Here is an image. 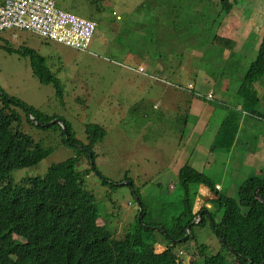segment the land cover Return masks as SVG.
<instances>
[{
  "label": "rangeland",
  "instance_id": "obj_1",
  "mask_svg": "<svg viewBox=\"0 0 264 264\" xmlns=\"http://www.w3.org/2000/svg\"><path fill=\"white\" fill-rule=\"evenodd\" d=\"M52 1L56 9L95 23L91 44L83 50L27 30L2 31L0 87L9 97L18 98L43 114L64 116L82 144L90 141L87 125L97 124L105 129L106 135L93 148L102 178L92 172L85 181L97 198L100 226L106 224L112 228L117 239L135 227L138 200L133 190L139 192L155 216V211L164 206L165 200L171 203L172 209L156 218L158 223L171 226L172 217L181 205L180 201L174 202L179 194L178 176L172 171V165L179 158L178 150L174 148L179 147L189 128L190 122H184L193 98L186 87L192 83V91L204 97L213 95V101L199 98L215 109L213 115L203 122L205 128L220 126L234 111L242 115L244 102L237 94L257 58L264 36V0L254 2L259 13L240 7L229 14H223L219 0H180L174 9L166 0H104L100 12H96L90 0ZM232 1L236 3V0ZM165 12L168 15H164ZM118 16L121 20L117 19ZM232 20L234 22L229 25ZM174 22L184 36L181 42L164 35L165 31L173 29ZM126 23L131 33L136 31L141 38L149 31L160 35L162 49L158 51L159 46L152 47L145 53V58L162 64L165 83L143 76L147 64L139 63L131 49L123 48V45L130 44L131 36L125 31L120 32ZM228 25L231 28L229 34L225 29ZM220 32L227 34L231 45L221 38L215 44L212 42ZM151 35L140 43L141 46L151 41ZM213 44H217L216 49ZM25 48H32L47 58V65L60 81L63 97L57 94L54 85H43L34 77L30 59L22 56ZM253 85L258 92L262 114L251 115L250 119L245 115L242 117L243 125L246 123L249 127L243 126L238 136L242 133L248 136L241 138L237 148L228 153L214 141L209 144L201 139L202 146L207 147L204 150L206 163L214 166L206 171V175L214 184L221 185L219 196L238 199L239 188L246 180L264 174V77ZM167 101L172 102L168 104ZM16 110L23 117L21 129L44 147H53L55 151L37 166L14 171L11 179L15 186H19L24 178L44 176L53 164L69 158H81L77 169L83 171L88 165L86 156L62 144V131L58 125L50 129L39 128L27 120L23 109ZM161 115H164L165 133L157 136L158 133H152V130ZM56 121L51 124H60ZM198 126V123L192 124L193 129ZM196 129L185 142L193 144ZM258 130L259 133L253 135ZM257 138L259 140L255 141ZM249 156L253 158L249 159ZM103 179L109 184H102ZM112 184L120 186L115 189L114 186L111 188ZM196 189L192 186V195ZM212 205L216 221H220L224 208L217 201H212ZM200 207H203L202 202L195 205L197 210ZM193 233L200 244H214L217 238L210 224L196 226ZM158 238L162 239L159 235ZM158 242L166 243L163 240ZM155 250L159 253L163 249L156 245ZM190 250L185 248L186 264H193L197 258V254L193 255L197 253L195 241ZM235 261L230 258V262Z\"/></svg>",
  "mask_w": 264,
  "mask_h": 264
},
{
  "label": "trees",
  "instance_id": "obj_2",
  "mask_svg": "<svg viewBox=\"0 0 264 264\" xmlns=\"http://www.w3.org/2000/svg\"><path fill=\"white\" fill-rule=\"evenodd\" d=\"M102 1L104 0H90L96 12H100L99 9L103 11L105 2ZM166 1L170 2L168 5L172 4L174 9L177 8L176 4L180 0H172L174 3L170 0ZM255 1L260 0H236V3L232 0H219L223 14H229L234 8L240 7L259 13V8L254 7ZM93 2L95 4H92ZM132 11L135 12L136 9ZM164 15L168 13L165 12ZM124 25L123 28V25L121 26L120 32L125 31L131 36L130 44L123 45V48L131 49V54L136 56L139 63L147 64L143 76L152 79L154 62L145 58V53L156 46H159L158 51L162 49L160 35L149 31L148 35L141 38L138 32L131 33L128 23ZM172 26L173 29L165 31L164 35L175 42L178 40L181 42L184 36L179 25L174 22ZM149 34H152L151 41L141 46L140 43L149 37ZM221 39L217 35L212 42L215 44ZM224 41L231 45L229 39ZM216 47L217 44L214 45V49ZM22 56L30 59L34 77L43 85H54L57 94L63 97L60 81L47 65V58L32 48H25ZM263 77L264 36L257 58L248 69L237 94L244 102L242 115L236 111L228 114L218 133L212 136L214 143L223 151L231 153L237 148L241 138L248 136L246 133L238 136L243 126L249 127L246 123L243 125L244 115L248 119L251 115L262 114L259 110L258 92L253 84L261 81ZM194 96H197V92H194L191 102L195 101ZM16 108L23 109L27 120L39 128L50 129L58 125L62 131L60 135L62 144L86 156L88 165L83 171L77 169L81 158H69L53 164L44 176L29 179L28 187L14 188L11 180L14 171L37 166L55 151L53 147H44L21 129L23 117L18 114ZM194 112L198 113L204 122L212 114L210 109L201 107L199 103H193L188 106L186 119L199 122L201 118L195 117ZM163 118L164 115H161L157 121L158 125L152 130V133H158L157 136L165 133ZM55 119H60L64 123L66 131L59 124L43 127ZM183 120L184 117L181 118V122ZM187 122L185 120L184 124ZM87 128L91 143L85 148H79L76 145L82 143L76 138L72 124L64 116L43 114L18 98L9 97L0 87V264H185L187 262L185 248L191 251L194 241L197 253L193 255L197 254V258L193 264H262L264 262V202L256 200L254 196L255 189L260 186V198L264 200V174L262 180L259 178L246 180L239 188L238 199L221 200L220 198L217 201L220 207L224 208L220 221H216L214 206L212 209L206 206L207 203L212 204L209 197L202 199V211L195 212L199 187L205 185L212 192L215 189L206 175V171L214 166L210 162L206 163L205 153L199 150V147L192 146L190 142L181 144L180 141L179 147L175 146L179 158L172 166L183 163L188 158L190 161L201 162L205 171L199 172L189 164L180 168L177 175L179 194L174 202L180 201L181 205L179 211L172 217L171 226L156 221L158 215L172 209L171 203L168 204L165 200L164 206L155 211L157 212L155 216L152 209L145 205L139 192L133 190L138 200L136 224L124 237L117 239L112 228L106 224L104 226L98 224L101 219L99 204L95 194L85 183L86 177L92 172L102 178L103 174L96 165L97 154L93 148L102 141L106 131L97 124H89ZM196 130V138L200 141L203 138L206 142L207 139L210 140L207 128L197 127ZM258 133L259 130L253 135ZM67 134L70 137L69 141ZM257 140L259 138L255 141ZM102 184L109 183L103 179ZM112 186L116 189L120 185L112 184L111 188ZM192 186L197 188L193 195ZM200 214L203 217L198 222L196 217ZM207 224H210L216 233L214 244H200L195 239L194 228L204 227ZM158 235L162 239L158 238ZM160 240L166 242L167 249L158 254L154 250V245ZM230 258H234L235 263L230 262Z\"/></svg>",
  "mask_w": 264,
  "mask_h": 264
},
{
  "label": "built area",
  "instance_id": "obj_3",
  "mask_svg": "<svg viewBox=\"0 0 264 264\" xmlns=\"http://www.w3.org/2000/svg\"><path fill=\"white\" fill-rule=\"evenodd\" d=\"M95 23L56 9L52 0H5L0 6V32L27 30L77 49L91 44Z\"/></svg>",
  "mask_w": 264,
  "mask_h": 264
},
{
  "label": "clouds",
  "instance_id": "obj_4",
  "mask_svg": "<svg viewBox=\"0 0 264 264\" xmlns=\"http://www.w3.org/2000/svg\"><path fill=\"white\" fill-rule=\"evenodd\" d=\"M5 0H3L2 1V3L0 4V6L3 4V2H4ZM91 21V20H90ZM172 25H173V23H172ZM264 34V33H263ZM145 68H146V65H144V70L142 71V72H144L145 71ZM142 70V69H141ZM163 72V68H162V64L160 63V62H157V63H155L154 62V65H153V72H152V78H157V79H159V80H161L163 83H165V79H164V77L162 76V73ZM193 88H194V85L192 84V83H190V84H188V86L186 87V89H188V90H190L191 92H192V95H194V92H197V91H192L193 90ZM259 96H260V94H259ZM195 98H194V100L196 101V98H205L207 101H213V95L212 94H209V95H206L205 97L204 96H202L200 93H198L197 92V96H194ZM211 98V99H210ZM197 101H199V102H201V103H204L203 101H201L200 99L199 100H197ZM187 110V109H186ZM185 110V111H186ZM213 110H215L214 108H213ZM183 117H184V115H183ZM31 118L32 119H34L32 116H31ZM60 120V119H59ZM61 121V120H60ZM62 122V121H61ZM51 123V122H50ZM63 123V122H62ZM49 124V123H48ZM55 124V123H54ZM64 124V123H63ZM46 125V124H45ZM44 125V127H46ZM52 125V124H51ZM59 125H61V124H59ZM63 128H64V126L63 125H61ZM66 127V126H65ZM65 130V129H64ZM66 131V130H65ZM88 132V131H87ZM208 135H210V137H211V140H209V139H207V143H211L212 141H214L213 140V138H212V136H215V135H212V133L211 134H209L208 133ZM67 136L69 137V135L67 134ZM69 139H70V137H69ZM68 140V139H67ZM69 141V140H68ZM198 141H200V139H198V138H196L194 141H193V144H192V146H197V147H199V150H201V151H203V149H204V147L202 146V144H201V141L199 142V144H196ZM71 143V142H70ZM90 143H91V140L89 141V143L88 144H82V148H85V146H87V145H90ZM77 146V145H76ZM78 147V146H77ZM93 163V162H92ZM190 165V164H189ZM23 169V168H22ZM19 170V169H18ZM12 175V174H11ZM262 173L260 174V175H257V176H253V177H251V178H249V179H252V178H259V179H261L262 180ZM34 178H38V177H29V178H24V179H22V181H21V183H19L20 185L19 186H15L14 185V181L12 180V183H13V186H14V188H26V187H28L29 186V179H34ZM212 182V181H211ZM213 183V182H212ZM214 184V183H213ZM214 191L212 192L207 186H205V185H202V187L200 188L199 187V189H198V191H199V194L197 195V197H196V202H195V205L199 202V205H200V203L202 202V198H201V196L202 197H209L212 201H219V199L220 198H222L221 200H225V199H231V200H233L234 198H228V197H223V196H219V193H220V191L222 190V187H221V185L220 184H214ZM260 190H261V187L259 186L257 189H255V192H254V196H255V199L256 200H260L261 202H264V200L262 199V198H260ZM206 206L209 208V209H212V207H213V205L211 204V203H207L206 204ZM194 211L195 212H200V211H202V207H200L198 210L194 207ZM204 213H206V212H204ZM202 214H200L198 217H196V220L198 221V222H200L201 221V219H202ZM156 245H159L163 250L161 251V252H157L156 250H155V246ZM155 246H154V250H155V252L156 253H158V254H160V253H163V252H165L166 251V249H167V244L166 243H160V242H157L156 244H155ZM186 264V263H185ZM263 264V263H262Z\"/></svg>",
  "mask_w": 264,
  "mask_h": 264
},
{
  "label": "crops",
  "instance_id": "obj_5",
  "mask_svg": "<svg viewBox=\"0 0 264 264\" xmlns=\"http://www.w3.org/2000/svg\"><path fill=\"white\" fill-rule=\"evenodd\" d=\"M2 1L3 0H0V4L2 3ZM119 18H121L120 16H118L117 17V19L118 20H121V19H119ZM117 20V21H118ZM234 21L232 20L230 23H229V25H231L232 23H233ZM242 22V21H241ZM229 25L228 26H226L225 27V29L227 30V34H229V32H230V30H231V28L229 27ZM227 34L226 33H222V32H220L219 34H218V36L220 37V38H224V39H228L227 38ZM137 60V59H136ZM139 65V64H138ZM185 101H188V100H185ZM172 101H167V103L169 104V103H171ZM191 104H193V103H199L200 104V106L201 107H203V108H206V109H210L211 110V112H212V114L211 115H213V113L215 112V110H213V108L212 107H210L209 105H207L206 103H201V102H199V101H193V102H190ZM190 104V105H191ZM189 106V105H188ZM195 114H196V116L195 117H200V115L198 114V113H196V112H194ZM195 117H194V119H195ZM201 118V117H200ZM211 118V117H210ZM209 118V119H210ZM227 117H225V119H226ZM238 118V120H240L241 121V119L239 118V117H237ZM186 121H189L190 122V124H189V128H188V130L186 131V133L183 135V138H182V141H181V144H185V141H186V139H187V137L191 134V133H193V131L197 128H195V129H193L192 128V124L193 125H195V123H198V127H205V125H204V121H203V119L201 118V120L199 121V122H196V121H194V120H192V121H190L189 119H186ZM224 122V120L222 121V123ZM222 123L220 124V126L219 125H216L213 129H210V125L207 127V130H208V133L209 134H211L212 133V135H215V134H217L218 133V131H219V129L221 128V126H222ZM210 140H211V138H210ZM207 147H204V149H203V152H204V150L206 149ZM264 157V155H262V158ZM253 158V156H249V159H252ZM185 164H190L193 168H195L196 170H198L199 172H204L205 170H204V165H202V163L201 162H198L197 160H192V161H190L189 159L187 160V162L185 163ZM185 164H183L182 162L181 163H177L175 166H172L173 167V172L176 174V175H178V173H179V170H180V168L181 167H183Z\"/></svg>",
  "mask_w": 264,
  "mask_h": 264
},
{
  "label": "water",
  "instance_id": "obj_6",
  "mask_svg": "<svg viewBox=\"0 0 264 264\" xmlns=\"http://www.w3.org/2000/svg\"><path fill=\"white\" fill-rule=\"evenodd\" d=\"M57 121V123H60L61 125H63L64 126V129L66 130V127H65V125L59 120V119H56ZM51 125V123H49V124H46L45 126H50ZM44 127V126H43ZM67 139L69 140V137L67 136ZM263 264H264V262H263Z\"/></svg>",
  "mask_w": 264,
  "mask_h": 264
}]
</instances>
